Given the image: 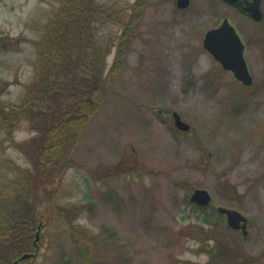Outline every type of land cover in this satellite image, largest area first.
Segmentation results:
<instances>
[{"label":"rangeland","instance_id":"374dc122","mask_svg":"<svg viewBox=\"0 0 264 264\" xmlns=\"http://www.w3.org/2000/svg\"><path fill=\"white\" fill-rule=\"evenodd\" d=\"M60 1L0 0V198L12 197L24 184L32 199L23 173L33 169L37 135L31 120L16 114L34 96L38 44L45 42ZM96 1L121 7L138 2ZM135 14L138 23L123 38L117 25L103 28L113 47L108 67L119 57L124 69L79 137L77 167L50 188L51 196L58 205L85 204L90 197L95 209L77 211L76 222L118 234L120 250L99 264H207L200 248L205 215L186 201L203 189L212 197L209 207L236 210L248 219L246 234L229 228L224 215L225 224L208 233L236 247L229 264H264V21L251 22L221 0H190L185 9L177 0H143ZM225 18L244 42L251 86L240 84L204 49L206 32ZM174 112L189 131L177 129ZM127 162L108 176L98 171ZM105 177L117 195L107 202ZM53 212L46 205L41 215L56 218ZM44 226L38 223L29 244L38 264H52L42 255L63 226L54 220L46 234Z\"/></svg>","mask_w":264,"mask_h":264},{"label":"trees","instance_id":"16d2710c","mask_svg":"<svg viewBox=\"0 0 264 264\" xmlns=\"http://www.w3.org/2000/svg\"><path fill=\"white\" fill-rule=\"evenodd\" d=\"M142 1L128 7L118 6L119 3L103 5L96 0L59 2L47 26L46 40L38 44L41 64H37L30 86V91H35L32 92L34 96H30L27 107L20 108L16 114L31 120L29 125L37 135L32 142L33 169L23 173L33 194L29 200L24 184H18L22 190L12 197L0 198V264H13L30 253L33 254L29 259H33L31 264H38L39 255L33 253L28 235L37 230L42 221L46 225L45 234L54 220L63 226L55 241L54 238L47 241V252L42 255L44 261L50 260L52 264H99L120 250L115 231L108 227L93 231L74 219L81 209H95L90 197H86L85 204L58 205L50 188L58 186L66 173L77 167L73 154L79 137L101 111L113 79L124 69L119 57L108 67L113 47L103 28L107 24L117 25L124 31L122 38L128 35L138 23L135 13L141 11ZM118 56L124 57L121 48H118ZM15 121L13 118L8 122ZM133 163L137 165V160ZM128 166L127 162L120 164L118 169L102 167L98 171L104 170L103 176H108L110 170L120 171ZM102 181L106 187L105 201H111L116 195L114 187L107 177ZM186 201L193 211L205 215L200 224L206 238L200 241V248L208 256L207 264H229L236 257V247L208 235L225 224L224 216L217 209L193 204L189 195ZM46 205L54 210L56 218L53 214L47 219L41 215ZM25 261L21 263H29Z\"/></svg>","mask_w":264,"mask_h":264},{"label":"water","instance_id":"95a60500","mask_svg":"<svg viewBox=\"0 0 264 264\" xmlns=\"http://www.w3.org/2000/svg\"><path fill=\"white\" fill-rule=\"evenodd\" d=\"M226 4L235 7L242 14L249 15L255 21H260L263 17L260 6L261 0H252L247 4L246 0H222ZM190 5V0H177V7L185 9ZM204 49L208 51L226 71L233 73L234 77L245 86H251L253 83L249 68L244 57L245 45L242 42L235 27L224 19L222 24L206 32L204 37ZM175 126L178 130L186 132L190 130V125L185 123L181 115L173 113ZM192 203L198 206L207 207L212 202L210 193L203 189H196L190 197ZM217 211L226 217L227 226L233 230H243L247 233L248 219L240 212L232 209L217 208ZM32 254H25L13 264H19L20 261L31 258Z\"/></svg>","mask_w":264,"mask_h":264},{"label":"flooded vegetation","instance_id":"af4514ba","mask_svg":"<svg viewBox=\"0 0 264 264\" xmlns=\"http://www.w3.org/2000/svg\"><path fill=\"white\" fill-rule=\"evenodd\" d=\"M246 3H247V4H251V3H252V0H246ZM229 7H231V8H233V9L237 10L235 7H232V6H229ZM260 9H261V12H262V15H263V17H262V19H261L260 21H255V20H254L253 18H251L249 15L242 14L239 10H237V11L240 13V15L246 17V18L249 19L251 22H254V23H261L262 21H264V12H263V8H262V0H261V6H260Z\"/></svg>","mask_w":264,"mask_h":264}]
</instances>
